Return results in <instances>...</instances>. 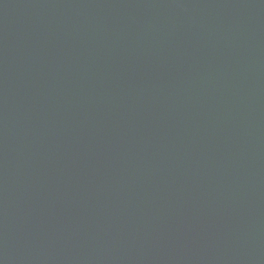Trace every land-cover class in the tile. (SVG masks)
Here are the masks:
<instances>
[{"label": "water", "instance_id": "obj_1", "mask_svg": "<svg viewBox=\"0 0 264 264\" xmlns=\"http://www.w3.org/2000/svg\"><path fill=\"white\" fill-rule=\"evenodd\" d=\"M0 264H264V0H0Z\"/></svg>", "mask_w": 264, "mask_h": 264}]
</instances>
